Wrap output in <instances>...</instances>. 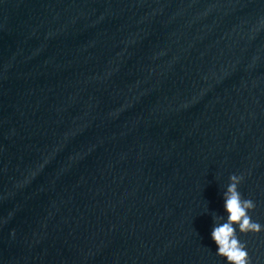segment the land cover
<instances>
[{"label": "water", "instance_id": "water-1", "mask_svg": "<svg viewBox=\"0 0 264 264\" xmlns=\"http://www.w3.org/2000/svg\"><path fill=\"white\" fill-rule=\"evenodd\" d=\"M233 174L264 225V0H0V264H226Z\"/></svg>", "mask_w": 264, "mask_h": 264}, {"label": "clouds", "instance_id": "clouds-1", "mask_svg": "<svg viewBox=\"0 0 264 264\" xmlns=\"http://www.w3.org/2000/svg\"><path fill=\"white\" fill-rule=\"evenodd\" d=\"M229 184L223 192L224 209L227 213L216 216L211 238L217 245L216 255L223 257L226 264H251L247 245L237 235L260 233L264 225L252 219L250 215L256 208V203L251 198H244L238 190L243 181V176L233 174L229 177Z\"/></svg>", "mask_w": 264, "mask_h": 264}]
</instances>
